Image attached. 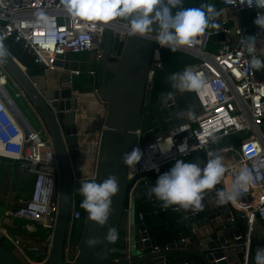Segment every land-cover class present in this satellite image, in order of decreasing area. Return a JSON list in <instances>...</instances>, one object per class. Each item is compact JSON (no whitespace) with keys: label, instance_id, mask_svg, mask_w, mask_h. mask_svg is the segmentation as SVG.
Segmentation results:
<instances>
[{"label":"built area","instance_id":"2783aa9c","mask_svg":"<svg viewBox=\"0 0 264 264\" xmlns=\"http://www.w3.org/2000/svg\"><path fill=\"white\" fill-rule=\"evenodd\" d=\"M208 3L215 6L219 15L222 10H229L232 15L229 18L221 17L218 28H209L192 45L181 46L176 50L194 58L196 63L188 67L201 73L205 79L203 88L192 92L201 112L183 119L146 144L142 142L143 131L138 132V148L142 151V158L135 166L129 167L128 179L138 178L130 191L129 208L134 198V188L139 181L145 180L146 174L196 152L201 153L206 160L209 149L220 155L230 156L231 163L226 167L220 182L222 189L232 184L240 168H247L253 177L248 187L241 191L237 202H228L231 213L239 211L246 218L244 234L235 238V241L244 240L240 260L233 264H253L256 251L264 249V68H252L250 60L253 56L264 60V31L257 25L251 27L244 22L232 25L231 22L245 12H253L256 18L257 12L262 10L255 6L248 7L246 3L241 5L239 0H208ZM107 28L114 29L115 44H121L129 34V20L119 17L116 22L88 21L72 15L66 6V0H0V42L17 60L10 51L8 42L13 40L19 44L36 65L44 68V73L66 70V66L60 68L56 65L59 55L65 56L64 63L67 65L70 54L92 53L97 65L101 64ZM249 36L257 38V44L251 51L246 50L241 43L243 37ZM157 49L159 60L153 55L146 105L150 103L154 76L163 68L162 50L168 48H161L156 43L154 52ZM23 69L29 72L26 66ZM70 73L73 87L74 78L83 77L84 71L73 69ZM7 76L9 77L8 73L0 63V161L8 160L32 177L29 197L16 211L8 212V215L39 225L41 232L48 236L51 243L59 211L60 163L45 127L35 128L7 91ZM90 95L95 96L93 105H99L95 108L100 115L93 113V105L85 113L86 107L81 109L78 104L76 122L78 125L80 118L84 131H92L94 122L99 120L101 130L95 139L88 140L84 145L80 143L78 136V156L72 159L76 188L82 180L94 178L101 151L105 107L98 100L97 88L88 97ZM21 97L25 98L20 90L16 92V98ZM78 101L80 103V97ZM237 135L243 137L235 144L214 146L220 140ZM166 138L173 139L170 150L162 153L158 146L153 147ZM185 140L190 148L186 154H181L177 146ZM89 159L93 161V168L88 171L86 163ZM171 209L180 210L178 207ZM85 216V210L76 201L71 213L72 232ZM140 220L144 221L142 213ZM258 230L262 231V235L256 236ZM82 235L83 231L79 242ZM148 241V238L142 239L144 243ZM256 241L258 243L253 245ZM179 243L189 245L190 239L184 238L174 245ZM153 249L156 252L169 248L154 246ZM20 254L23 258L17 257L21 259V263L36 264L25 252L20 251ZM222 260H226V257L219 261ZM46 262L47 259H44L37 264Z\"/></svg>","mask_w":264,"mask_h":264},{"label":"water","instance_id":"95a60500","mask_svg":"<svg viewBox=\"0 0 264 264\" xmlns=\"http://www.w3.org/2000/svg\"><path fill=\"white\" fill-rule=\"evenodd\" d=\"M153 29L146 36L128 34L116 55L114 29L107 28L103 60L95 67L98 75L95 85L85 86L83 82V86L74 83L72 87L70 78L65 77L55 84L54 89L47 90L37 87L29 72L22 69L24 65L13 58L0 42V63L45 127L60 163L59 211L46 264H186V255L199 256L206 264H233L240 260L244 240L235 241V238L244 234L246 218L239 211L231 213L228 203L218 202L216 191L222 189L220 183L206 190L199 211L179 210L181 223L191 232L190 244H172L169 249L154 251L146 225L140 220V205L156 200L148 195L147 189L175 161L146 174L145 180L136 184L129 208L130 191L138 178L128 179L129 166L123 163V154L138 147V132L142 126L146 128L142 136V142L146 144L184 119L173 97L158 101L150 99L148 105L145 103L156 47V25ZM58 59L56 65L65 68V56L59 55ZM96 88L98 100L105 107V116L101 151L93 179L99 182L108 175H115L119 192L113 197L106 225L100 226L86 213L78 254L68 255L72 235L71 213L76 204L72 159L78 156V100ZM180 159L199 161L201 166L204 163L199 152ZM109 228L115 229L112 238H108ZM258 235H262L261 230L257 231ZM89 238H96L98 242L89 246ZM143 238L149 241L144 243ZM223 257L226 260L219 261ZM0 264L23 263L4 244H0Z\"/></svg>","mask_w":264,"mask_h":264},{"label":"clouds","instance_id":"9594fccd","mask_svg":"<svg viewBox=\"0 0 264 264\" xmlns=\"http://www.w3.org/2000/svg\"><path fill=\"white\" fill-rule=\"evenodd\" d=\"M248 7L255 6L258 11L254 24L264 31V0H239ZM185 0H66L69 12L93 22H109L116 17L129 20V35L146 36L155 29V42L161 48L176 51L181 46H190L208 28H218L213 18L219 15L215 6L210 3L199 7H185ZM246 50H253L257 44L255 36L243 37L241 41ZM154 58L159 60V50L154 52ZM251 67L260 70L264 68V60L253 56ZM172 87L184 92H198L204 84L202 74L186 67L182 72H173L168 77ZM160 151L166 152L173 146V139H163L158 142ZM181 154H186L190 148L185 140L177 146ZM207 158L201 166L199 161L186 162L177 159L165 172L158 175L155 183L147 189L150 196L161 202L164 208L178 207L193 212L202 208V199L206 190L213 189L225 175L224 157L209 149ZM142 158V151L134 147L123 154L122 161L129 167L135 166ZM253 177L247 168H240L232 184L218 189L216 196L219 203L237 202L241 191L248 187ZM76 191L82 196L80 207L88 214L89 219L100 226L107 224L112 211L113 197L119 192V182L115 175L106 178L82 180ZM114 228L108 229V238H112ZM98 241L89 238L87 243L93 246ZM253 264H264V249H258L253 257Z\"/></svg>","mask_w":264,"mask_h":264},{"label":"crops","instance_id":"0c3cea01","mask_svg":"<svg viewBox=\"0 0 264 264\" xmlns=\"http://www.w3.org/2000/svg\"><path fill=\"white\" fill-rule=\"evenodd\" d=\"M244 14V13H243ZM241 15L240 17L233 18L231 24L235 25L239 22H244L246 24H249L251 27H254V19H255V14L252 12V19H247L248 17ZM247 14V13H245ZM231 11L229 10H222L221 14L214 19V22L217 23L218 25L220 24L221 17L223 18H229L231 16ZM68 60H70L69 63L66 65V70L64 71H58V72H53V73H44L40 75H35L33 78V81L36 83L37 87L41 90H47V89H54L55 84L60 82L65 77L71 76V70L73 69H80L82 72L84 71L85 74H88V79L87 82L85 83L84 80L83 82L85 83V86L89 85H95L98 75L95 71V67L97 66V63L94 59V54L92 53H82V54H70L68 55ZM77 64V65H76ZM91 72H94V74H91ZM74 78V77H72ZM76 78V77H75ZM74 78V79H75ZM80 78V77H77ZM84 78V76H83ZM87 95V96H86ZM82 95L80 97V105L79 107L82 109L84 108V100L88 97V94ZM94 97V96H93ZM83 101V102H82ZM90 102L86 101V104ZM28 107V108H27ZM95 107H99L98 104H96ZM21 109V107H19ZM22 111V110H21ZM23 112V111H22ZM26 112L27 116L26 119L35 127V128H40L42 126L41 122L39 119H37L36 114L34 113L33 109L31 106L27 103L26 106ZM95 112L97 113V110L95 109ZM100 115V112L96 114V116ZM84 115V114H83ZM183 115V114H182ZM184 117V116H183ZM192 117V116H191ZM33 118V119H32ZM190 118L187 117L184 119ZM96 126V128H95ZM99 130H101V122L98 120L97 122H94V129L92 131L85 130L84 131V126L82 122L80 121V118L78 120V125H77V135L80 138V143L84 145V143H87L88 140L95 139L97 136V133H99ZM79 144V143H78ZM92 159H89V161L86 163V168L89 170H92L93 168V161ZM205 162V159H203ZM11 166H15V164H9ZM4 174V173H3ZM20 177L21 175H24V179L28 183V179H31V177L21 171L19 174ZM5 179L4 177L0 178V211L1 208L5 209V212L3 215L0 214V226H3V223H6V216L8 215V206L9 204L16 203L18 196H13L11 193L5 192ZM9 185L12 183V178H10V182H7ZM225 183L228 186V182L225 179ZM11 187V186H10ZM25 194V193H24ZM30 194V193H29ZM23 195V194H22ZM22 195H20L19 199L20 200H25V198H22ZM29 197V195H28ZM22 198V199H21ZM22 204L10 207L11 210L14 211V208H19ZM172 207L164 208L161 206V202L158 201L157 199L154 201H148L145 203H142L140 205V211L145 217V225L150 237L151 242L153 243L154 246H157L159 248H165L166 246L175 244L180 242L184 238H189L191 237V232L186 228L183 223H181V216L179 211H175L171 209ZM16 219V218H15ZM28 231L30 234H33L36 236L38 239V244H42L44 246V251L43 252L46 255V258L48 257L50 253V242L48 241V236L45 235V233L41 232V228H39V225L37 224H31L29 223ZM27 231V230H26ZM46 236V237H45ZM12 235H7V238H11ZM16 237V236H15ZM18 238V237H16ZM38 248V247H35ZM34 250L38 251V249ZM36 257V256H35ZM38 257V256H37ZM184 259L186 261V264H206L204 260L196 255H186L184 256Z\"/></svg>","mask_w":264,"mask_h":264},{"label":"rangeland","instance_id":"374dc122","mask_svg":"<svg viewBox=\"0 0 264 264\" xmlns=\"http://www.w3.org/2000/svg\"><path fill=\"white\" fill-rule=\"evenodd\" d=\"M245 13H247V14H245ZM245 13L243 15L248 17L247 19H249V18L252 19V17H251L252 12H245ZM115 53H116V55L118 54L117 51H115ZM87 79H88V74H85V72H84V78L83 77L75 78L74 82H75V84H78L79 86H81L83 83V80L86 83ZM6 80H7V85H6L7 91L9 92L10 95H12L13 98H15L17 105L19 107H21V110L23 111L22 113L25 116H27V112H26V106L28 103L27 100L23 97L16 98V92H19L20 90L15 85V83L11 80L10 77L7 76ZM86 101L91 102V103L90 104L88 103L85 106ZM94 101H95V98L92 95H90L88 98H86L84 100V107H86L85 113H86L87 109L89 108V106L93 105ZM95 109H96L95 105H93L92 110H93L94 114H96ZM145 129H146L145 126H142L143 135L145 134ZM238 139H239V136H235L234 138H225L223 140H220L219 142H216L214 144V146L215 147L229 146V145L235 144V140L237 141ZM9 164H11V162H9L8 160L0 161V178L4 177V179H5V182H6L5 186H4L6 188L5 192L11 193V195H13V196L14 195L18 196L17 202L15 204L16 205L23 204V202L25 200H27L28 195L31 191L32 177L30 176L31 179H28L29 185L27 188V182L25 180H23L24 175H21V177L19 175L21 173V170L19 169L18 165L11 166ZM10 178H12L11 185H9L7 183V182H10ZM22 184H24V187L27 188V190L25 191V194L22 193V190H21ZM20 195H22V198H25V200H23L22 198H21L22 200H20L19 199ZM76 201H77V198H76ZM15 204L14 203L9 204L8 211H10V212L13 211V210H11L10 207L15 206ZM4 212H5V209L1 208L0 214L3 215ZM5 220H6V223H3V226H0V234L5 235L6 237H7V235H10V236L12 235L11 238H12L13 242L12 241L11 242L15 245V250L13 251V253H16V257L18 255L19 258H23V256L20 254V251H23L36 264L40 263V262H37V259H36L37 256L43 257L45 260L47 259L46 255L43 253V252H45L43 250L44 246L42 244H38V241H37L38 239L36 238V236L33 234H30V232L28 231V227L30 225L29 223L33 224L32 222L20 220V219H15L14 217H12L10 215H7ZM82 231H83V229L81 227H79V225H77V227L72 232V235L70 238L71 250H68L71 254H75V255L78 254V248L81 244V242H79V241H80V236L82 234ZM15 236L18 238H16ZM35 247H38L39 250L38 251L34 250L33 248H35ZM38 248H35V249H38ZM70 253L68 255H71ZM44 259H43V261H44Z\"/></svg>","mask_w":264,"mask_h":264},{"label":"trees","instance_id":"16d2710c","mask_svg":"<svg viewBox=\"0 0 264 264\" xmlns=\"http://www.w3.org/2000/svg\"><path fill=\"white\" fill-rule=\"evenodd\" d=\"M206 3H208V0H185L184 6L199 7L201 4H206ZM8 46L10 51L15 54L18 60L28 68L31 77H34L35 75L43 74L44 68L39 65H36L33 61V58L27 55L19 44L15 43L13 40H9ZM122 46L123 43L115 44V51L120 53ZM162 60H163V68L161 70H158L154 76V84L151 92V101H158L169 97H173L181 113L185 118L189 116L193 117L199 114L201 112V108L198 105V103L195 101L192 92L189 91L181 92L173 88L171 82L168 79L171 73L182 72L186 67L190 65H194L196 63V60L187 54L177 51H170L169 49L162 50ZM237 136H239V139L243 137L242 135H237ZM238 140L237 141L235 140V143H237ZM24 184H22V189H21L22 193H25V191L28 188V185L27 188H25ZM78 187L79 186H77V188ZM81 197L82 196L76 191V198L78 203L80 202ZM17 209L18 208H14V211H16ZM84 222H85V218L79 224V227H81L82 229H84ZM144 222H145V217H144ZM0 244H4L7 247V249L11 252L15 250V245L11 242L9 238H7L3 234H0ZM36 259L37 262H42L44 258L37 257Z\"/></svg>","mask_w":264,"mask_h":264},{"label":"bare ground","instance_id":"6f19581e","mask_svg":"<svg viewBox=\"0 0 264 264\" xmlns=\"http://www.w3.org/2000/svg\"><path fill=\"white\" fill-rule=\"evenodd\" d=\"M21 68H22V66H21ZM23 69V68H22ZM24 70V69H23ZM94 96V95H93ZM94 98H95V96H94ZM96 99V98H95ZM0 151H1V147H0ZM223 157H224V163H225V165H226V167L227 166H229L230 165V163H231V161H230V156H224V155H222ZM226 180H227V182H228V179L226 178Z\"/></svg>","mask_w":264,"mask_h":264}]
</instances>
